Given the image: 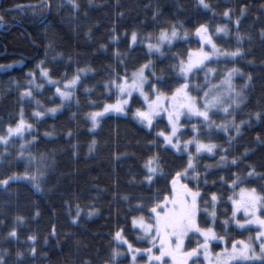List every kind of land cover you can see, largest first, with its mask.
Masks as SVG:
<instances>
[{"label":"trees","instance_id":"trees-1","mask_svg":"<svg viewBox=\"0 0 264 264\" xmlns=\"http://www.w3.org/2000/svg\"><path fill=\"white\" fill-rule=\"evenodd\" d=\"M205 3L209 8L198 0H0V22L4 27L19 24L0 31V66L25 58L22 65L0 71V136L21 116L32 127L26 142L15 137L0 145V181L8 180L0 183V264H128V256L113 259L118 230L131 244L148 245L139 239L131 220L149 218L156 195L171 186V177L183 170L188 156L157 137L159 131H169L163 116L151 129L132 118L131 112L142 102L135 94L127 115L107 114L95 131L90 130L88 114L115 100L114 91L105 87L110 78L129 74L149 61L152 67L146 75L154 73L149 80L166 81L170 87H157L171 93L183 81L175 78L176 65L189 50L200 47L193 32L202 24L211 30L226 27L227 35H214L217 47L240 50L235 57L206 64L216 70L211 82L236 68L233 84L242 91L243 101L231 115L210 113L211 120L229 123L230 133L206 131L199 119L182 120V139L193 136L196 123L201 125L198 137L218 145L212 155L194 156L198 177L192 179L196 173L190 171L184 182L193 189L199 185L208 202L201 204L204 218L198 216L202 228L227 233L226 242L253 235L254 228L241 229L225 221L231 217L228 197L236 175L243 181L240 187L257 192L264 188V0ZM225 11L229 16L223 15ZM173 25L187 36L164 46L163 55L150 54L141 42L130 43V33L136 32L140 39L155 38ZM38 65L57 83L90 69L80 76L71 100L54 115L34 116L40 108L60 104L54 84L41 89L29 85L33 76L36 83L43 82ZM205 69L190 77L195 96H201L200 88L207 83ZM29 88L32 96L22 97ZM233 124L240 126L235 135ZM221 155L226 162H221ZM151 156L158 157L160 173L149 184L144 165ZM213 193L218 197L214 220L204 213L205 207L208 213L213 211ZM13 230L15 237L10 236ZM197 239L193 236L190 245L186 241V248L195 247ZM198 264H205L202 258Z\"/></svg>","mask_w":264,"mask_h":264},{"label":"snow or ice","instance_id":"snow-or-ice-1","mask_svg":"<svg viewBox=\"0 0 264 264\" xmlns=\"http://www.w3.org/2000/svg\"><path fill=\"white\" fill-rule=\"evenodd\" d=\"M199 3L204 8H209V5L205 3V0H199ZM47 6V5H44ZM74 6L78 7V5ZM225 17L229 16V12L225 11L223 13ZM2 19V17H0ZM227 29L225 27H217L216 32H225ZM179 33L177 26L173 25L171 31L167 29L161 30L159 36L156 38V43L149 42L147 44L148 52L151 54L153 51L160 53L161 46L164 44L171 45L173 40L177 39ZM195 35L198 37V43L200 47L197 50H189L187 55V60H180L176 65L178 68V73L176 74V79H183V83L171 91V94H166L157 87V84H161L164 87H170L166 81L157 78L156 82L153 83L149 80V75L154 73L149 71L146 75V70L152 67L151 61L142 65L137 70L129 74L127 71L123 75L117 74L114 79H109L108 83L105 85L109 90L115 89L114 95L116 96L114 103L104 104L102 111L91 112L88 114V119L91 120L93 128L98 124L99 119L103 118L109 113H119L127 115L130 108V101L134 99L133 94L138 93L139 97H142L141 107L135 109L132 112V116L142 125H145L149 129L154 127V121L162 114L167 116V128L170 131H159L157 133L158 138H163L165 145L171 146V148L176 149L177 152L188 153L187 164L181 171H176L175 175L171 177L170 187L166 188L165 191L158 193L155 197V202L151 204L149 211V222H145L143 216L139 218H133V225L139 226V228L144 233V238L149 241L151 247L145 249L147 253L149 262H154V264H169V259L172 264H188L191 260L192 264H198L201 254L204 255L205 260H209V264H251V262L259 259L261 264H264V188L260 192H257L256 188H243L239 187L243 183L241 177L236 175L231 181V190L233 192L232 196L228 199L232 202V219L235 220L237 226L241 229H245L246 225H258L255 237H249L248 241L244 240H231L226 242V246L221 252L215 254L214 259L209 258V245L212 241H223L224 235L218 236L212 227L202 228L198 222V216H201V204L207 205L205 201V196L202 195L199 190V185L196 189L189 187L188 183L184 181L188 176L190 171L196 173V166L194 164V156L189 152V146L195 145V152L197 156L202 152L214 153L218 145L213 143H202L196 135H193L191 139H188L181 144L178 132L181 127V117L186 118L187 123H191V118H202V122H206L209 127L214 125V122L210 119V113L213 109H221L227 115H231L229 108L232 107L233 103H236L235 97L242 99V93H235V97L231 95L234 91L231 84V79L233 74L238 71L236 69L228 70L222 84L220 86H209L205 84L200 91L203 92V96H192L190 94L191 89L189 86L188 78L190 74L195 72L203 71L207 68L206 62H211L213 57L223 56H237L240 50L237 49L235 52H221L217 45L214 43L212 35L209 34V29L205 25H200L195 29ZM185 36L187 34L185 33ZM145 39L151 40V37H146ZM131 41L135 44L138 41V36L136 32L131 34ZM204 46H210V51H205ZM117 59H119V53H117ZM43 62H41V65ZM41 65L37 67L40 69V75L47 80L48 83L56 84L57 82L52 81L49 77V72L43 68ZM80 71L86 72L90 69H82ZM209 72L214 71L213 69H208ZM80 79L79 73L74 76L71 80L65 77V82L63 83V90L61 87H56V93L60 96L62 100H68L71 98L72 89L75 88L77 82ZM208 74H205V80L207 81ZM35 83V78L29 81V85ZM40 88V85H35ZM147 87L148 91H145ZM221 87H225L229 93L227 99L224 97L223 93L220 91ZM208 89V90H205ZM23 96H32V91L26 90L22 93ZM231 101V102H229ZM39 103V102H37ZM49 112L55 113L57 108L48 109ZM43 112H36L34 116H43ZM216 127L227 131V125H215ZM236 131L239 132V125L233 124ZM31 125L26 124L23 117L16 124L15 127L9 126L6 134L0 136V143L7 144L9 142V137L20 136L26 130L30 129ZM195 124H192V132H197ZM226 157H221V162H225ZM233 165L237 164V160L233 159L231 161ZM144 167L147 169L146 180L149 184L153 182V176L157 173L159 169L158 157L151 156L145 162ZM42 175V174H41ZM252 175V173H249ZM198 173L192 176V179H196ZM9 179H14L10 177ZM31 179L34 181L38 178L32 176ZM223 180V177L221 178ZM2 184H7L8 180L0 181ZM206 183V181H205ZM38 187V184H37ZM239 187V195H236V188ZM222 198V197H221ZM218 197L215 193L211 195V204L213 206V211L211 213L207 212V207L204 208V213L209 214L215 219V203ZM144 206H141L140 210H143ZM243 212L246 218L243 223L236 219L237 213ZM259 213V214H258ZM92 213L90 212L89 215ZM79 216V209L76 213ZM206 222V221H205ZM229 223V221H225ZM10 236L15 237L16 232L13 230ZM198 236L201 239L196 240V246L191 247L190 250L186 248V241L190 245L192 243V237ZM115 240L121 243L127 244V240L124 239L122 230L115 232ZM30 240H34L35 237H29ZM255 241H259L260 254L257 256L253 244ZM230 243V248L227 246ZM129 250H132V245L128 244ZM153 249H156L157 254L153 253ZM34 251V250H33ZM135 251H139L136 249ZM118 254V253H116ZM135 261V256H133Z\"/></svg>","mask_w":264,"mask_h":264},{"label":"rangeland","instance_id":"rangeland-1","mask_svg":"<svg viewBox=\"0 0 264 264\" xmlns=\"http://www.w3.org/2000/svg\"><path fill=\"white\" fill-rule=\"evenodd\" d=\"M198 2H199V0H198ZM200 4V3H199ZM201 5V4H200ZM202 6V5H201ZM203 7V6H202ZM204 8V7H203ZM206 26V25H205ZM208 27V29H209V34H211L212 35V38H213V41H214V35H216V34H223V35H227L228 34V29H227V31H226V33L225 32H220V33H217L216 32V28L217 27H215L213 30H211L210 28H209V26H207ZM218 27H224V26H218ZM178 29V28H177ZM169 32L171 31V29L170 30H168ZM161 32V31H160ZM159 32V33H160ZM159 33H158V35L155 37V38H151V40L149 41L148 39H140L139 37H138V41L137 42H141L145 47H146V49H147V44L149 43V42H151V43H156V38L159 36ZM178 33H179V35H178V37H177V39H175V40H173V42L174 41H176V40H178V39H180V38H185L186 36H185V33L184 32H181L179 29H178ZM131 34L132 33H130V35H129V38H130V43L133 45V43H132V41H131ZM138 36V35H137ZM193 36H195L196 37V35H195V31L193 32ZM196 38H198V37H196ZM136 42V43H137ZM172 42V43H173ZM135 43V44H136ZM214 43H215V41H214ZM216 44V43H215ZM166 45H169V44H164V45H162L161 46V51H162V48L164 47V46H166ZM205 47V51H210L211 49H210V46H204ZM218 49H220L219 47H218ZM148 50V49H147ZM194 50H197V49H194ZM193 50V51H194ZM220 51L221 52H229V51H225V50H223V49H220ZM152 53H158V52H155V51H153ZM230 53V52H229ZM160 54V53H159ZM233 56H223V55H221V56H219V57H213V59H223V58H232ZM187 60V58L185 59V61ZM148 63V62H147ZM146 64V63H145ZM144 65V64H143ZM141 67V66H140ZM138 69V68H137ZM136 69V70H137ZM151 69V68H150ZM208 69H213L214 71H212V72H209L208 71ZM233 69H236V68H233ZM47 70V69H46ZM82 70V69H81ZM149 70V69H148ZM231 70V69H230ZM237 70V69H236ZM135 71V70H134ZM134 71H131L130 73H129V76L131 75V73L132 72H134ZM147 71V70H146ZM215 69L214 68H211V67H208V68H206L205 69V74L207 73L208 74V79H207V83L209 84V86H220L221 84H222V81L224 80V78H225V76L227 75V73H228V70L227 71H225V73H224V75L217 81V82H211V80H212V78H213V76H214V74H215ZM87 72V71H86ZM238 72L239 71H236L234 74H233V76H232V79H231V84H232V88L234 89V91L231 93V95L233 96V97H235V93H237V92H239V93H242V91L240 90V89H237L235 86H234V84H233V78H234V76L235 75H237L238 74ZM79 73V75L81 76L82 74H85V72H83V71H80V70H78L76 73H75V75L74 76H76L77 74ZM30 74H33V73H30ZM146 74V73H145ZM191 75L192 74H190L189 75V78H188V82H189V86H191V79H190V77H191ZM41 76V75H40ZM74 76H72V77H70L68 80H71ZM42 77V76H41ZM49 77H50V75H49ZM115 78V77H114ZM42 79H43V82L42 83H34L33 85L35 86V85H40L41 87L40 88H38V89H41L42 88V86L44 85V84H51L52 85V83H48L47 82V80L45 79V78H43L42 77ZM50 79L52 80V81H55L52 77H50ZM56 82V81H55ZM65 82V80L63 81V82H61V83H56V84H54V93L60 98V96L56 93V87L57 86H59V87H61V90H63V83ZM184 81H182V83H183ZM78 83V82H77ZM36 87V86H35ZM37 88V87H36ZM27 90H29V89H27ZM30 90H31V88H30ZM205 90H208V89H205ZM26 91V90H25ZM25 91H23V93L25 92ZM72 91V94H73V89L71 90ZM109 91H114L115 92V89H112V90H109ZM145 91H147L146 89H145ZM220 91L223 93V95H224V97L227 99V97L229 96V93H228V91L226 90V88L225 87H221L220 88ZM135 95H137V96H139L138 95V93H134ZM133 94V95H134ZM171 93H169V95H170ZM190 94L192 95V96H194V97H196L195 95H193L191 92H190ZM23 96V95H22ZM203 96V92H202V94H201V96L200 97H202ZM242 97H243V94H242ZM71 98H72V95H71ZM71 98L70 99H68V100H62L61 98H60V104L59 105H56V106H53V107H46V108H40L39 110H37L36 112H43L44 113V115H54L56 112H58L61 108H62V106H63V104L64 103H66V102H68V101H70L71 100ZM141 100L143 99L142 97H139ZM115 99H116V96H115ZM235 99H236V103H233L232 104V107L231 108H229V111L231 112L233 109H235V108H237L238 106H240L241 105V103H242V101H243V98L242 99H240V98H238V97H235ZM115 102V100L113 101V102H110V103H114ZM229 102H231V101H229ZM106 104H109V103H106ZM51 108H57V111L55 112V113H51V112H49L48 111V109H51ZM102 109H103V107L100 109V110H97V111H102ZM135 111V110H134ZM133 111V112H134ZM213 111H218V112H221V113H224L221 109H213L212 110V112ZM96 112V111H95ZM109 114H117V115H119V113H109ZM224 114H226V113H224ZM43 115V116H44ZM107 115V114H106ZM120 115H124V114H120ZM131 116H132V112H131ZM162 116L165 118V120L167 121V116L166 115H164V114H162ZM40 117H42V116H40ZM132 118H133V116H132ZM21 119V117L19 118V120ZM24 119V118H23ZM183 119H186L185 117H181V122H182V120ZM192 119H199L200 121H201V124H203V127L202 128H204V130H206V131H209V130H217V131H223L222 129H220V128H218V127H216L215 125H227V131H223V132H226V133H230V130H231V128L229 127V123H226L225 121H222V122H215V121H213L214 122V125L212 126V127H209V125L206 123V122H202V118H196V117H192L191 118V120ZM211 119V118H210ZM19 120H18V122H19ZM90 120V119H89ZM136 120V119H135ZM24 121L26 122V124H29L25 119H24ZM17 122V123H18ZM16 123V124H17ZM16 124L14 125V126H12V127H15L16 126ZM141 124V123H140ZM31 125V124H30ZM195 125H196V128L198 129V131L197 132H193V135H196L197 137H198V133L201 131V125H199V124H196L195 123ZM144 127H146L145 125H143ZM97 127H98V124H97V126L95 127V128H93V125H92V122H91V120H90V130L91 131H95L96 129H97ZM182 127H183V125H182V123H181V127H180V131H181V129H182ZM240 127V126H239ZM32 128V127H31ZM31 128L30 129H28V130H26L22 135H20V136H12V137H9V142H10V139L11 138H20L23 142H26L27 141V137L25 136L27 133H29L30 132V130H31ZM148 128V127H147ZM8 129V128H7ZM7 131V130H6ZM169 131H170V128H169ZM180 131L178 132V135H179V137H180ZM239 131H240V128H239ZM238 132L235 130L234 131V133H233V135H235V134H237ZM6 134V133H5ZM4 134V135H5ZM232 135V134H231ZM3 136V135H2ZM200 136V135H199ZM162 138V137H161ZM192 138V136L190 137V138H186V139H182L181 137H180V140H181V144H183V142L184 141H186V140H188V139H191ZM163 139V138H162ZM198 139L202 142V143H211V142H205V141H203L201 138H199L198 137ZM31 141V140H30ZM8 144V143H7ZM214 144V143H213ZM0 145H6V144H4V143H0ZM168 146V145H167ZM171 147V146H170ZM174 149V148H173ZM175 151H176V149H174ZM216 151V149L214 150V152ZM189 152L193 155V156H196L197 154H196V152H195V145L193 144V145H190L189 146ZM183 153H185V152H183ZM187 156H188V153H185ZM200 154H209V155H212V154H214V153H208V152H202V153H200ZM199 154V155H200ZM222 156H224V155H221L220 156V159H221V157ZM226 162V161H225ZM224 163V162H223ZM147 170V169H146ZM160 172L159 171H157V173L156 174H159ZM148 174V173H147ZM155 174V175H156ZM190 174V173H189ZM153 178H154V176H153ZM147 181V180H146ZM182 182H184V181H182ZM185 183V182H184ZM240 187V186H239ZM239 187L238 188H236V190H235V192H236V195H237V197H238V195H239ZM243 188H245V187H243ZM247 189H249V188H247ZM195 190V189H194ZM233 195V192H232V194H231V196ZM231 202V201H230ZM231 205H232V202H231ZM89 212H91V211H89ZM92 213V212H91ZM259 214V213H258ZM135 218H139V217H135ZM236 219H238V220H240V222L241 223H243L244 222V220L246 219L245 217H244V215H243V212L241 211L240 213H237V216H236ZM132 221H133V219L131 220V224H132V227L133 228H135L136 230H138V237H139V239H141V240H144V241H147L148 242V245L147 246H145V247H137V246H135V245H133V244H131L125 237H124V239L125 240H127V244H125V243H121V242H118L117 240H115V238H114V241H115V243H116V246H115V248H114V250H113V259L114 260H117V259H119V258H121V257H124V256H128V264H154V262H149V260H148V256H147V253L144 251L145 249H147V248H149V247H151V244L149 243V241L147 240V239H145L144 238V233H143V231L139 228V226H134L133 225V223H132ZM145 222H149V218H145ZM229 222H231V223H233L235 226H237V224L235 223V220H233L232 219V212H231V217H230V220H229ZM238 227V226H237ZM245 227H252V228H254V233H253V235L252 236H250V237H255V235H256V231H257V229H258V225H246ZM239 228V227H238ZM218 235V234H217ZM115 236V235H114ZM218 236H220V235H218ZM200 239L202 240V237H200ZM248 239H249V237L247 238V239H241V240H244V241H248ZM237 241H239V240H237ZM128 244H131L132 245V250H129V248H128ZM215 244H219V247H217L216 249H214L213 248V245H215ZM226 246V241H225V239L223 240V241H212L211 243H210V245H209V258L210 259H214L215 258V254L216 253H219V252H221L222 251V249L224 248ZM229 248H230V243L227 245ZM253 247L255 248V251H256V254H257V256H259V254H260V248H259V241H255L254 242V244H253ZM136 249H139V251H135ZM188 250H190V249H188ZM116 253H118V254H116ZM153 253L154 254H157L158 255V252H157V250L156 249H153ZM133 256H135V261L133 260ZM200 258H202L203 259V261H204V263L205 264H209V260H205L204 259V255L203 254H201V256H200ZM255 261H259V259H257V260H255ZM254 262V261H253ZM107 264H113V263H107ZM169 264H172V261L169 259ZM188 264H189V262H188Z\"/></svg>","mask_w":264,"mask_h":264},{"label":"flooded vegetation","instance_id":"flooded-vegetation-1","mask_svg":"<svg viewBox=\"0 0 264 264\" xmlns=\"http://www.w3.org/2000/svg\"><path fill=\"white\" fill-rule=\"evenodd\" d=\"M4 29L5 28H1L0 29V31L2 32H4ZM24 61H25V58H23V56H20V58H19V62H20V64L22 65L23 63H24ZM13 62V61H12ZM1 65H5V66H3L2 68H0V71H2V70H4L5 68V70L4 71H9V70H11L14 66H12L9 70H7V67L8 66H10V64L8 63V64H1ZM4 71H2V72H4Z\"/></svg>","mask_w":264,"mask_h":264},{"label":"bare ground","instance_id":"bare-ground-1","mask_svg":"<svg viewBox=\"0 0 264 264\" xmlns=\"http://www.w3.org/2000/svg\"><path fill=\"white\" fill-rule=\"evenodd\" d=\"M3 66H5V65H1L0 68H2ZM11 67H12L11 65L8 66V67H7V70H9Z\"/></svg>","mask_w":264,"mask_h":264}]
</instances>
